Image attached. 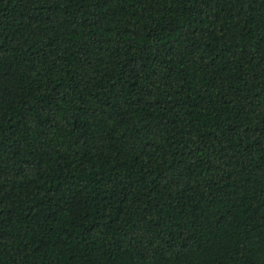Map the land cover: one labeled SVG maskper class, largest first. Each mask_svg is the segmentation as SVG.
<instances>
[{"label":"trees","instance_id":"1","mask_svg":"<svg viewBox=\"0 0 264 264\" xmlns=\"http://www.w3.org/2000/svg\"><path fill=\"white\" fill-rule=\"evenodd\" d=\"M0 264H264V0H0Z\"/></svg>","mask_w":264,"mask_h":264}]
</instances>
